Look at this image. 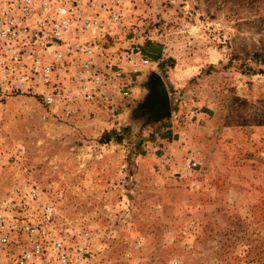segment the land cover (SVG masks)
Masks as SVG:
<instances>
[{"label":"rangeland","instance_id":"1","mask_svg":"<svg viewBox=\"0 0 264 264\" xmlns=\"http://www.w3.org/2000/svg\"><path fill=\"white\" fill-rule=\"evenodd\" d=\"M124 11L114 41L138 43L151 65L117 115L0 102V211L21 213L34 186L56 237L92 234L91 264H264V0H129ZM150 72L171 118L144 125L131 110Z\"/></svg>","mask_w":264,"mask_h":264},{"label":"built area","instance_id":"2","mask_svg":"<svg viewBox=\"0 0 264 264\" xmlns=\"http://www.w3.org/2000/svg\"><path fill=\"white\" fill-rule=\"evenodd\" d=\"M128 1L0 0V102L26 95L67 113L90 104L117 115L151 65L138 43L114 41ZM26 193L33 203L21 213L0 211V264H91L92 234L70 246L55 236L52 204L34 186Z\"/></svg>","mask_w":264,"mask_h":264},{"label":"water","instance_id":"3","mask_svg":"<svg viewBox=\"0 0 264 264\" xmlns=\"http://www.w3.org/2000/svg\"><path fill=\"white\" fill-rule=\"evenodd\" d=\"M144 94L131 110V119L152 125L171 118L170 99L162 78L154 73L147 74L140 83Z\"/></svg>","mask_w":264,"mask_h":264},{"label":"trees","instance_id":"4","mask_svg":"<svg viewBox=\"0 0 264 264\" xmlns=\"http://www.w3.org/2000/svg\"><path fill=\"white\" fill-rule=\"evenodd\" d=\"M249 72H251V73H254V70H248Z\"/></svg>","mask_w":264,"mask_h":264}]
</instances>
